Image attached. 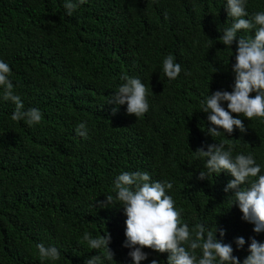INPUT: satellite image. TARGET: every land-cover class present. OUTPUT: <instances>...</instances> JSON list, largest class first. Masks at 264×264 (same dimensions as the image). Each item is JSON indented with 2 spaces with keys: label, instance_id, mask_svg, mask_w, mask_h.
Returning <instances> with one entry per match:
<instances>
[{
  "label": "trees",
  "instance_id": "trees-1",
  "mask_svg": "<svg viewBox=\"0 0 264 264\" xmlns=\"http://www.w3.org/2000/svg\"><path fill=\"white\" fill-rule=\"evenodd\" d=\"M72 2L77 8L69 16L65 0H0V60L12 69L9 80L25 110L42 113L33 126L14 121L15 105L2 99L0 88V264H84L102 250L90 249L83 235L106 231L115 255L104 264H133L123 246L126 215L113 191L125 171L171 182L166 191L183 209L182 223L224 229L217 238L231 244L242 264L250 238L264 242V232L255 233L232 204L235 197L224 192L230 173L198 179L205 159L195 152L227 141L233 157L253 154L264 174V118L241 114L246 133L221 130L212 137L201 111L205 96L234 86L237 43L226 47L218 31L232 23L226 0ZM247 11H264V0H247ZM169 54L182 69L175 80L162 70ZM123 74L148 89L149 109L138 118L127 114L126 103L115 113L108 103ZM81 122L86 138L76 133ZM109 194L110 208L95 206ZM241 236L245 245L238 249ZM40 243L55 246L60 258L41 259ZM142 251L148 258L140 264L154 258L167 264V252Z\"/></svg>",
  "mask_w": 264,
  "mask_h": 264
},
{
  "label": "clouds",
  "instance_id": "clouds-1",
  "mask_svg": "<svg viewBox=\"0 0 264 264\" xmlns=\"http://www.w3.org/2000/svg\"><path fill=\"white\" fill-rule=\"evenodd\" d=\"M85 2L86 0H78L79 4ZM64 7L67 15L71 16L77 3L65 0ZM226 9L232 23L222 31L218 28V31L222 33L219 38L226 47L231 48L234 41L237 43L235 63L231 65L234 86L231 91L212 92L201 101V111L208 113L207 120L212 125L207 128V133L212 137L219 136L221 130L229 136L236 129L246 133L247 128L239 118L241 114L249 120L264 118V11L249 14L247 0H226ZM241 30L252 31L254 36H239L237 40V34ZM162 70L167 78L175 80L182 69L175 62L174 56L169 54L163 59ZM11 72L10 66L0 60L2 99L15 105L12 119L23 120L29 126L40 123L41 111L38 108L25 110L20 96L14 94L13 84L9 80ZM120 79L124 82L108 101L109 104L117 106L112 109L113 113L118 111V106L126 103L127 114L135 115L136 118L144 115L149 109L146 85L140 78L127 74L121 75ZM225 101L227 108L222 104ZM76 133L86 138V123H79ZM232 149L233 145L227 141L210 144L206 151L203 147L198 148L195 151L196 156L205 159L206 169L199 171L198 179H209L210 175H218L222 171L230 173L233 179L228 181L224 192L235 197L232 204L238 205L243 220L254 225L253 231L264 232V174H261V166L256 163L251 153H238L233 157ZM172 187L169 181H152L149 173L142 171H125L115 178V199L120 202L126 215V240L123 246L131 249L128 254L133 264H140L148 258V253L142 251L143 248L159 253L167 252V264H241L239 258L233 255L231 244L222 242L216 236L219 231L223 237L224 229L216 225L213 232L202 223H197L190 229L187 223H182L183 209L178 210L175 207L173 197L166 191ZM105 196V200L95 201L96 207L110 208L114 197L111 194ZM250 240L249 254L242 264H264V242L254 237ZM82 241L87 242L90 249L102 250L101 254L86 259L84 264H104V260H114L115 254L109 247L111 234L107 231L96 238L86 232ZM235 243L238 249H242L245 239L242 236L237 237ZM37 248L41 259L55 261L60 258L59 250L55 246L45 247L40 243ZM150 264L161 262L154 258Z\"/></svg>",
  "mask_w": 264,
  "mask_h": 264
}]
</instances>
